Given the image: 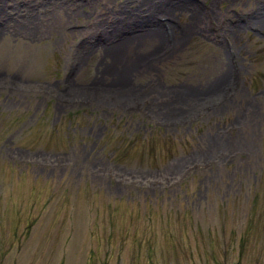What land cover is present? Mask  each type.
Segmentation results:
<instances>
[{
	"label": "rangeland",
	"instance_id": "obj_1",
	"mask_svg": "<svg viewBox=\"0 0 264 264\" xmlns=\"http://www.w3.org/2000/svg\"><path fill=\"white\" fill-rule=\"evenodd\" d=\"M153 1L0 0V264H264V0Z\"/></svg>",
	"mask_w": 264,
	"mask_h": 264
},
{
	"label": "bare ground",
	"instance_id": "obj_2",
	"mask_svg": "<svg viewBox=\"0 0 264 264\" xmlns=\"http://www.w3.org/2000/svg\"><path fill=\"white\" fill-rule=\"evenodd\" d=\"M175 1L183 2L185 5L188 4L189 6H191V5L194 6V3L191 2V0H172V1L168 2L167 4L170 6ZM159 2H161V4H163L164 2H167V1L166 0H158L157 2H154V4L157 6ZM178 9L179 8L176 9V7H173V8L171 7L170 10L174 14V12L178 11ZM135 11H137L135 8L129 9L128 11L123 10L122 13H120V14H118V16H116V18H118V19L117 20L114 19L113 21L116 22V23H117L118 20H122L123 21L127 16L129 17L130 14H134V13L137 16L141 17L139 15L138 11L137 12H135ZM252 11H253V13L249 15L250 17L257 18V19L261 17L262 20L264 21L263 12H260L258 10V8L256 10H250V12H252ZM257 14L260 17H258ZM135 19H136V17H135ZM149 21L151 23L150 26H148V24H147V26H144L141 30H138L137 29L138 28L137 25L129 24L127 26V31L128 32H126L124 36H122V34H123L122 32L123 31H119V28L120 27L118 25H117V31L120 32V33L117 34V35H115L116 37L112 38V37H110V35H107L105 33L102 34V36H104L106 39L107 38L109 39V43H107L105 45V46H108V47H110L115 40H118V41H115V42L116 43H119V40L122 39L121 40L122 42H120L116 46H113V47H110V48L107 47V48H104V49H106L107 51H109V53H111V52H116L118 50H123V49H134V50H137V48L139 46H142V45L150 46L151 48H153L162 39V37H164V31L161 28V26L159 25V22L158 21L157 22L154 21V20H149ZM160 22H161L160 24H162L164 21L163 20H160ZM241 24L242 23H238L237 26L234 29H233V26L231 24H227L226 26H227L228 29H231V30L233 29L234 30L233 32L235 33V32H237V28H239V26H241ZM191 30H192V27L188 29V32H190ZM172 31H173V34H175L178 37V40H182L184 38L181 35L180 30L176 29V27H173ZM236 35L238 36L239 33L237 32ZM143 48H144V46H143ZM219 53L221 55L218 56V58L216 59V61H217V68H216L217 72L215 73V75H216L215 77H216V80L217 81L223 75V69L226 68L225 67L224 58H223V55H222L221 50H219ZM110 56H111V54H110ZM130 67H131V65H130ZM112 70H113V68L112 69L110 68L109 72H111V73H108V75H110L113 78H115L114 76H115L116 73L115 72H112ZM115 70H116V68H115ZM116 72L118 73L117 70H116ZM109 79H110V77H109Z\"/></svg>",
	"mask_w": 264,
	"mask_h": 264
}]
</instances>
